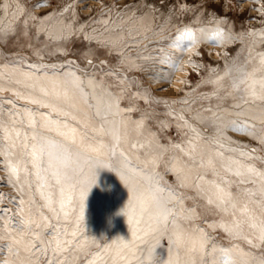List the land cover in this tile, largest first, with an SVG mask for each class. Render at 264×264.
Masks as SVG:
<instances>
[{
	"label": "snow or ice",
	"instance_id": "obj_1",
	"mask_svg": "<svg viewBox=\"0 0 264 264\" xmlns=\"http://www.w3.org/2000/svg\"><path fill=\"white\" fill-rule=\"evenodd\" d=\"M83 3L0 0V264H264V0Z\"/></svg>",
	"mask_w": 264,
	"mask_h": 264
},
{
	"label": "rangeland",
	"instance_id": "obj_2",
	"mask_svg": "<svg viewBox=\"0 0 264 264\" xmlns=\"http://www.w3.org/2000/svg\"><path fill=\"white\" fill-rule=\"evenodd\" d=\"M27 2L30 5H33V4L38 3L39 0H27ZM84 4H87V5L91 6L92 8H95L97 6V0H84V3L81 4V8L84 7ZM230 4L235 6V7H233L231 9V11L228 12V15H230L234 19H236L238 23L240 21H244L245 18L248 15H253V16L256 15L255 13H249L248 9L250 8V4L248 3V0H230ZM244 4H246L247 6L244 5ZM35 11L37 13H39L41 11V9H35ZM89 14H90V12L87 11V10L81 12L82 16H88ZM214 60H215V56H213L211 59H209L207 56L205 57V62L211 63ZM180 75L181 74L178 73V72L175 74L176 77H179ZM193 79H195V76H193ZM154 87H165V88H168L167 91L159 92L158 95L170 96V95L175 94V89L180 87V85L174 83L173 86L170 87V88L166 84H164V85H154ZM91 220H92L91 226H92L93 230H96V231L102 230L101 224H100V221H99L98 218H95L93 216V217H91ZM115 230L118 231V232H125L126 231V226L123 225V223L121 222V224L118 227H116Z\"/></svg>",
	"mask_w": 264,
	"mask_h": 264
},
{
	"label": "bare ground",
	"instance_id": "obj_3",
	"mask_svg": "<svg viewBox=\"0 0 264 264\" xmlns=\"http://www.w3.org/2000/svg\"><path fill=\"white\" fill-rule=\"evenodd\" d=\"M244 5H246V4H244ZM247 6V5H246Z\"/></svg>",
	"mask_w": 264,
	"mask_h": 264
}]
</instances>
